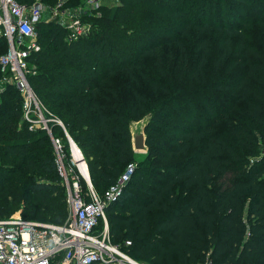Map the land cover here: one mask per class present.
<instances>
[{"label":"trees","instance_id":"16d2710c","mask_svg":"<svg viewBox=\"0 0 264 264\" xmlns=\"http://www.w3.org/2000/svg\"><path fill=\"white\" fill-rule=\"evenodd\" d=\"M119 2L75 40L38 25L28 80L64 126L31 130L20 91L1 87L0 219L23 205L64 223L53 137L75 171L74 139L104 195L136 154L130 124L149 115L147 158L105 209L112 242L149 264H264V0Z\"/></svg>","mask_w":264,"mask_h":264},{"label":"built area","instance_id":"2783aa9c","mask_svg":"<svg viewBox=\"0 0 264 264\" xmlns=\"http://www.w3.org/2000/svg\"><path fill=\"white\" fill-rule=\"evenodd\" d=\"M68 1L58 0L54 7H47L42 0H0V38H5L8 43L7 51L0 56V66L6 74L0 84L11 83L20 91L24 98V120L30 129H46L50 134V121L64 125L59 119L45 115L28 80L34 69L29 58L41 49L38 25L55 22L66 29L69 40H75L92 32L91 23H87L83 15L102 6V0H84L80 7L67 6ZM48 8L52 13L46 17ZM70 137L68 134L71 142ZM53 141L59 172L69 189L68 217L62 224L23 216L0 219V264H140L112 242L105 210L109 203L118 200L136 165L128 164L118 182L100 195L87 177L89 168L82 151L80 159L86 163V173L79 164V173L72 168L68 173L63 165L61 140L53 137ZM71 148L75 152L73 143ZM82 178L87 181V192L82 186ZM126 244L130 245L131 241Z\"/></svg>","mask_w":264,"mask_h":264},{"label":"rangeland","instance_id":"374dc122","mask_svg":"<svg viewBox=\"0 0 264 264\" xmlns=\"http://www.w3.org/2000/svg\"><path fill=\"white\" fill-rule=\"evenodd\" d=\"M42 1H44L46 4H47V7H54L56 4H57V2H58V0H42ZM79 0H77L76 2H78ZM120 2H119V0H102V6H115V5H118ZM82 4V2H78L76 5H74V6H79V5H81ZM102 6H100L98 9H95V10H90V11H88V12H86L84 15H83V19L87 22V23H91L92 24V22L93 23H96V25L97 24H99V22L95 19V17H93V15L95 14H100V9H101V7ZM49 9V8H48ZM46 14H45V16L46 17H48L49 16V14H51L52 12H50L49 10L47 11L46 10V12H45ZM92 17V18H91ZM91 30H93V25H92V29ZM5 53V52H4ZM2 55V54H1ZM0 55V56H1ZM117 75H119V79H118V81H117V83H118V85H119V87L122 89V90H124V91H126V89H124L123 88V86H124V80H123V78H122V72L121 73H118ZM7 86L8 85H4V84H0V87H4V88H7ZM149 86H147L146 85V87L144 88L145 89V92H148L149 94H150V92H149ZM24 101V100H23ZM146 114H149V113H144L143 114V116L144 115H146ZM148 116L149 115H147V116H145L144 118H142L141 120H138V121H133L131 124H130V127L132 128V130H135L136 128H138V127H143L144 126V124L146 123V121L148 120L147 118H148ZM60 120V119H59ZM61 121V120H60ZM71 139L74 141V139L71 137ZM75 142V141H74ZM70 144H72L71 142H70ZM75 144L77 145V143L75 142ZM78 146V145H77ZM70 152H71V162L73 163V165L76 167V171L79 173V168H78V161L76 160V158H75V153H74V150H72V148H71V150H70ZM146 153H136L135 154V156H134V159L132 160V162L131 163H133L134 165H138V164H140L141 162H143L144 160H146ZM76 160V161H75ZM81 161V160H80ZM63 165H64V163H63ZM128 166V165H127ZM67 168V167H66ZM127 168V167H126ZM67 170H68V168H67ZM68 173H70L69 172V170H68ZM64 181H65V179H64ZM86 181V180H85ZM91 183H92V181H90ZM86 183H87V181H86ZM93 185V184H92ZM67 186V185H66ZM87 186H88V184H87ZM2 188L0 187V190H1ZM68 193H69V189H68V186H67V203H68ZM24 206L22 205L20 208H18V209H16L14 212H11V213H7L6 214V216H9L8 218H10V217H16V216H25V214H24ZM25 218V217H24ZM135 260H137V259H135ZM140 264H149L148 262H146V261H143V260H137Z\"/></svg>","mask_w":264,"mask_h":264},{"label":"water","instance_id":"95a60500","mask_svg":"<svg viewBox=\"0 0 264 264\" xmlns=\"http://www.w3.org/2000/svg\"><path fill=\"white\" fill-rule=\"evenodd\" d=\"M149 117L148 116V120L146 121V123L144 124L143 127H138L135 130H132L131 128V132H132V141H133V149L135 151V153H146L148 150V146H147V135L145 132V127L149 121ZM71 138V137H70ZM71 142L73 143L74 147L81 152L80 148L75 144V142L71 139ZM87 177L89 178V180L91 181V177H90V172L88 170V175Z\"/></svg>","mask_w":264,"mask_h":264},{"label":"bare ground","instance_id":"6f19581e","mask_svg":"<svg viewBox=\"0 0 264 264\" xmlns=\"http://www.w3.org/2000/svg\"><path fill=\"white\" fill-rule=\"evenodd\" d=\"M75 158H76V160L79 162L78 164H79V167H80V169L84 172V173H86V163H84V162H82V161H80L81 159V153L76 149L75 150Z\"/></svg>","mask_w":264,"mask_h":264},{"label":"crops","instance_id":"0c3cea01","mask_svg":"<svg viewBox=\"0 0 264 264\" xmlns=\"http://www.w3.org/2000/svg\"><path fill=\"white\" fill-rule=\"evenodd\" d=\"M31 1V0H30ZM77 0H69L68 2H67V6H72V7H80V6H82V4H84V0H79L78 2H82V4L81 5H79V6H74V5H76L78 2H76ZM49 9H47V11H48ZM50 15V14H49ZM5 39V38H4ZM7 41V40H6Z\"/></svg>","mask_w":264,"mask_h":264}]
</instances>
